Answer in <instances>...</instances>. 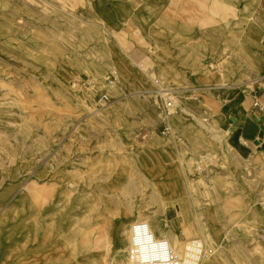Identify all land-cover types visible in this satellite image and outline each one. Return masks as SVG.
Here are the masks:
<instances>
[{"label": "rangeland", "instance_id": "374dc122", "mask_svg": "<svg viewBox=\"0 0 264 264\" xmlns=\"http://www.w3.org/2000/svg\"><path fill=\"white\" fill-rule=\"evenodd\" d=\"M91 2L0 0L1 207H21L33 197L37 203L56 197L62 188L68 201L66 226L60 227L58 205L49 218L31 216L38 221L34 227L40 224L48 237L40 246L51 251V259L61 236V241L66 238L62 249L78 255L84 247L81 254L124 264L129 227L142 219L159 223L156 236L169 239L180 258L196 248L194 264H264V153L257 165L248 158L238 171L229 157L218 160V147L202 136L204 130H216L205 119H219L220 109L208 97L216 92L204 89L240 80L241 75L224 71L229 59L224 56L243 55L236 51L241 43L232 41L249 28L239 29V36L232 27L219 29L225 39L217 55L221 59H204L206 53L199 51L205 47L197 39L193 53L182 45L180 52L186 55L175 60L154 32L145 35L132 20L105 26L94 16ZM230 33L236 36L232 40ZM166 98L174 101L169 114L163 108ZM155 140L178 151L186 184L182 198L163 197L158 183L143 187L133 172L122 186L118 156L127 155V165L140 168L138 155ZM190 150L197 151V158L186 157ZM104 157L114 160L108 180L101 172L107 165ZM82 165L92 173H80ZM76 194L88 206L84 218L70 217ZM100 201L110 204L105 217L98 214ZM129 209L130 219H120ZM134 209L139 210L134 214ZM170 217L183 224L169 229ZM100 218L108 226L97 227ZM115 222L121 223L120 233L126 231L125 243L114 244L106 233ZM98 247L103 248L93 250Z\"/></svg>", "mask_w": 264, "mask_h": 264}, {"label": "crops", "instance_id": "0c3cea01", "mask_svg": "<svg viewBox=\"0 0 264 264\" xmlns=\"http://www.w3.org/2000/svg\"><path fill=\"white\" fill-rule=\"evenodd\" d=\"M234 1V4H228L225 0H201V3H195L194 0H92L91 4L94 16L107 27H116L125 21L132 20L145 35L154 32V35L157 36L156 40L170 52L171 58L175 60L182 59L186 55V51L180 52L182 45H186L188 53H193L190 49L194 51V44L198 42L197 39H201L203 49L205 47V50L199 51L200 54L206 53L204 59H221L217 55L221 53L220 49L225 39L224 36H221L219 29L232 27L236 29L234 30L236 36L240 34L239 29H250L248 36L250 51L244 49L241 56L232 54L224 56L238 61L237 72L234 75H241L240 80L234 85L227 86L228 84L220 82L210 84L204 89L210 93L216 92L209 94L208 97L213 98L220 109L217 116L219 119H211V117L205 119L208 124H213L216 130H204L202 132L203 141L211 140L213 145L218 147V160L227 156L235 169L242 171L245 159L250 158L252 165L258 164L259 153L263 152L264 145V120L261 122L257 120L264 115V0H257L255 3H249L247 0ZM209 29H218L215 30L218 33ZM239 38L232 42L240 43ZM255 100L259 102V107H253ZM228 101H233L234 107H225ZM226 117L229 118L228 123ZM231 136H234L236 143L246 147V153H242L231 146L229 143ZM193 140H196L195 135ZM154 142L155 145L149 143L138 155L140 168L136 166L132 168L130 164L127 165V160L129 161L127 155L118 156V160H123L122 186L126 187L127 183L131 181V172L135 174L136 179L145 182L142 184L143 187L157 183L159 187L161 183L170 184V173L178 172L184 186L185 176L181 175L182 169L177 149L158 140ZM202 145L206 147L208 143ZM254 147L259 150L255 151ZM197 156L196 150H190L186 155L189 159H195ZM103 160L107 165L101 167V172L104 179L108 180L109 170L113 169L114 160L110 157H104ZM201 165L202 167L206 166L205 164ZM80 168V173L88 172V170H90L89 173H92V169H86L88 167L82 165ZM218 170L219 172L224 171L221 167ZM59 193L60 199H56V201L61 200L58 203V219L61 227L66 226L68 201L67 197L61 198L62 188H60ZM160 193L163 197L171 196L162 191ZM31 200L24 202L21 207L12 204L4 208L0 205V264H66V259L61 253L62 245L66 244V238L61 241V234H58L60 239L54 243L57 246L54 245L53 247L55 258L51 259L52 254L50 256V252H48V256L44 247L40 246L48 237H45L43 229H38L40 224L37 223V227H34L38 221L36 220L34 223L31 220L32 215L34 216L33 219L41 218L44 220V217L49 218L56 211L45 212L43 211L44 208H41L39 210L42 211L32 212L29 210L23 212L21 218L19 217L18 214L24 210L27 203L32 205L35 203V197ZM46 203L50 205L47 201ZM70 205L73 206L69 209V211L73 210L70 214L71 218H84V214L88 212V206L80 200L77 194ZM123 206L125 207V204ZM109 210L110 204L108 202H99L98 214L100 217H105ZM138 210L134 209L132 212L135 214ZM168 210L171 212L170 208ZM14 213L16 214L14 215ZM130 217L131 210L129 209L127 214L120 219L128 221ZM107 221L100 218L98 220L100 223H95L97 227H103L108 226ZM168 221L171 230H174L177 225L183 224L179 220H173V217H170ZM115 223L106 232L110 238L112 237L114 244L115 241H119L114 232L115 227L121 225V223L120 225L118 222ZM156 227L159 228V223ZM102 248L98 247L93 250H102ZM78 252V254L83 252L82 247Z\"/></svg>", "mask_w": 264, "mask_h": 264}, {"label": "bare ground", "instance_id": "6f19581e", "mask_svg": "<svg viewBox=\"0 0 264 264\" xmlns=\"http://www.w3.org/2000/svg\"><path fill=\"white\" fill-rule=\"evenodd\" d=\"M107 28V27H106ZM108 29V28H107ZM250 34V31L249 29H246L243 31L242 35L240 36L239 40H240V43L243 47L241 48H237L236 51H239V53H243L244 49L245 51H250V44L248 42V36ZM234 37H236L235 35H232V33H230L229 35V38L232 40L234 39ZM245 56V55H244ZM230 59H228V61H224L223 62V69L224 71L227 72V74H234V71L237 70V66L235 65V63H233L231 60L229 61ZM137 74L141 75L142 77V73H140L142 70L141 69H138V68H135ZM151 76V75H150ZM157 83V81H156ZM161 91H165L167 89L165 88H162L160 89ZM163 94H166V93H158V95H163ZM234 107V102L233 101H228L227 104L225 105V107ZM224 107V108H225ZM92 112H94L95 114L98 113L99 111L97 109H92L91 110ZM227 119H229L228 117H226ZM229 143L231 144V146H233L234 148H236L237 150L241 151L242 153H246L247 152V149L246 147L238 144V142L236 143L234 141V136H231V140H229ZM263 152H264V145H263ZM170 178H171V183L168 184V183H161L160 185V190L162 192H165L166 195H174L176 194L179 198H182V196L184 195V186H183V182L181 181V177L179 175L178 172H171L170 173ZM59 191H57L56 193V197L54 196H49L48 198H40L38 200L37 203H34L33 205L32 204H26L25 207H24V210L19 213V217L21 218V214L24 212H28L29 210H31L32 212H39V211H42V210H39L41 208H44L43 211L45 212H52L54 211L55 209V206L58 205V203L61 202V200H58L56 201V199H60V196H59ZM61 198L64 199V197L61 196ZM46 201L50 204V205H45ZM65 205L63 204V207ZM170 213V211H168V214ZM16 213H14L15 215ZM137 221H141V222H144L146 224V227L149 229V231L153 234V235H156V229H155V226H157V224H155L153 222L150 223L149 221L147 220H137ZM134 223V222H133ZM120 231V227H115V235L117 236L118 240L119 241H122L125 243L126 241V238H124V231L123 230L121 233L119 232ZM126 232V231H125ZM128 245H127V248L130 246L131 244V241H132V235H131V232H132V228H131V225L129 227V230H128ZM114 235V236H115ZM114 238V237H113ZM107 240V238H106ZM168 242L170 243L171 245V241L169 239H167ZM59 245V244H58ZM105 245H106V242H105ZM54 247V246H53ZM172 247V245H171ZM54 249V248H52ZM83 251L85 250L84 247H82ZM172 250L176 253V251L173 249L172 247ZM197 249L195 248V251ZM195 251H192L190 248L186 251V255H183V259H182V264H194L195 262V257H196V254ZM51 252V251H50ZM61 253L63 255V257L66 259V260H69V259H75V264H107L108 263V259H105V258H102L101 256H97V255H89V254H74V253H71L67 250H61ZM52 254V253H51ZM177 254V253H176ZM177 256L180 257V254L178 253Z\"/></svg>", "mask_w": 264, "mask_h": 264}, {"label": "built area", "instance_id": "2783aa9c", "mask_svg": "<svg viewBox=\"0 0 264 264\" xmlns=\"http://www.w3.org/2000/svg\"><path fill=\"white\" fill-rule=\"evenodd\" d=\"M254 101L253 107H259ZM174 107L173 98H166L163 108L166 114ZM167 128V127H166ZM132 241L127 248L124 264H182V259L172 250L167 239L153 235L146 224L135 221L131 224Z\"/></svg>", "mask_w": 264, "mask_h": 264}, {"label": "water", "instance_id": "95a60500", "mask_svg": "<svg viewBox=\"0 0 264 264\" xmlns=\"http://www.w3.org/2000/svg\"><path fill=\"white\" fill-rule=\"evenodd\" d=\"M257 120H259V122L263 121L264 120V115H262L261 117H259V119H257ZM260 136H262V135L260 134Z\"/></svg>", "mask_w": 264, "mask_h": 264}]
</instances>
